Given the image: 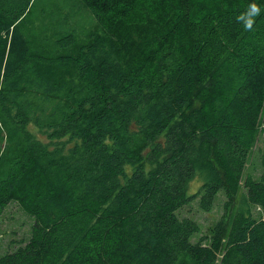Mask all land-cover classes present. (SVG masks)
I'll return each mask as SVG.
<instances>
[{"label":"trees","instance_id":"obj_1","mask_svg":"<svg viewBox=\"0 0 264 264\" xmlns=\"http://www.w3.org/2000/svg\"><path fill=\"white\" fill-rule=\"evenodd\" d=\"M34 1L0 0V214L34 219L0 264H264V174L243 177L253 149L264 165V0H72L99 31L50 61L22 28ZM239 182L260 217L194 243L177 212Z\"/></svg>","mask_w":264,"mask_h":264},{"label":"rangeland","instance_id":"obj_2","mask_svg":"<svg viewBox=\"0 0 264 264\" xmlns=\"http://www.w3.org/2000/svg\"><path fill=\"white\" fill-rule=\"evenodd\" d=\"M78 6L77 0H74ZM196 7L208 9L213 7L218 0H196ZM72 0H35L25 22L22 24L30 50L33 54L47 61L69 51H77L81 45L89 43V36L98 32V25L91 13L87 10H75ZM217 6V5H216ZM71 36L73 43L65 46L67 36ZM38 57V56H37ZM31 132L38 139L46 141L45 135L39 129L30 127ZM263 151L253 149L246 162L244 176L254 180L261 179L264 174L262 162ZM219 168V167H217ZM226 184V182H225ZM199 180L193 183L191 192H195ZM260 209L252 206L245 200V191L241 182L237 187L226 193H218L212 209L202 211L197 199L189 202L177 212L181 218L194 221L199 233L192 239L194 243H208L211 235L219 230L225 239L232 231V226L243 217L258 219ZM34 219L26 214L17 202H10L0 214V255L13 252L26 245L31 235ZM207 239V240H201Z\"/></svg>","mask_w":264,"mask_h":264},{"label":"clouds","instance_id":"obj_3","mask_svg":"<svg viewBox=\"0 0 264 264\" xmlns=\"http://www.w3.org/2000/svg\"><path fill=\"white\" fill-rule=\"evenodd\" d=\"M260 15V6L252 3L248 9L237 17V22L242 23L245 31H252L256 17Z\"/></svg>","mask_w":264,"mask_h":264}]
</instances>
